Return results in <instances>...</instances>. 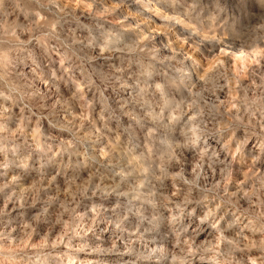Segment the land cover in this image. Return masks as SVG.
Listing matches in <instances>:
<instances>
[{"label": "rangeland", "instance_id": "obj_1", "mask_svg": "<svg viewBox=\"0 0 264 264\" xmlns=\"http://www.w3.org/2000/svg\"><path fill=\"white\" fill-rule=\"evenodd\" d=\"M0 162V264H264V0H0Z\"/></svg>", "mask_w": 264, "mask_h": 264}, {"label": "bare ground", "instance_id": "obj_2", "mask_svg": "<svg viewBox=\"0 0 264 264\" xmlns=\"http://www.w3.org/2000/svg\"><path fill=\"white\" fill-rule=\"evenodd\" d=\"M128 1V0H127ZM131 1V0H130ZM232 46V45H231ZM232 48V47H231ZM110 56V55H109ZM105 57V56H104ZM105 58H107V56L105 57ZM109 58V57H108ZM40 64H42V62L40 63ZM47 69V68H46ZM38 74V73H37ZM53 83V82H52ZM124 83V82H123ZM120 85V84H119ZM123 85V84H122ZM125 86H127V85H123V86H121L122 87V90H124V89H126L125 88ZM118 87H120V86H118ZM120 91H121V88H120ZM122 92V91H121ZM127 92V91H126ZM126 92L125 91H123L122 93H125L126 94ZM129 92V91H128ZM120 93V92H119ZM121 94V93H120ZM122 97V96H121ZM125 98V97H124ZM129 98V97H128ZM125 100H127V99H125ZM129 100V99H128ZM120 103V102H119ZM129 103V102H128ZM131 103H132V101H131ZM130 104V103H129ZM135 104V103H134ZM119 105V104H118ZM131 105V104H130ZM120 108V107H119ZM63 111H66V110H63ZM62 111V112H63ZM195 117V116H194ZM191 120H193V119H190V121ZM197 124V123H196ZM196 127V126H195ZM191 128V127H190ZM193 128V127H192ZM187 131V130H186ZM190 131V130H189ZM189 134V133H188ZM92 135V134H91ZM95 136V135H94ZM188 136V135H187ZM91 137V136H90ZM96 137V136H95ZM87 138V137H86ZM86 138L84 139V140H86ZM97 138V137H96ZM96 138H95V140H96ZM89 139V138H88ZM98 139V138H97ZM210 139V138H209ZM83 140V141H84ZM219 140V139H218ZM94 140H92L91 139V142H93ZM96 141H98V140H96ZM105 142V141H104ZM103 142V143H104ZM214 142V141H213ZM90 143V142H89ZM99 143V142H98ZM101 143V142H100ZM102 144V143H101ZM219 144H220V142H219ZM84 145H85V142H84ZM101 146V145H100ZM104 146V145H103ZM224 146V145H223ZM88 147V146H87ZM102 147V146H101ZM217 147V146H216ZM97 148V147H96ZM99 148V147H98ZM97 148V149H98ZM218 148V147H217ZM99 150V149H98ZM205 150V149H204ZM208 150V149H207ZM210 150V149H209ZM216 150V149H215ZM99 151H101V150H99ZM98 151V152H99ZM221 152H222V150H221ZM97 154V153H96ZM91 155V154H90ZM94 157V156H93ZM92 159V158H91ZM104 159V158H103ZM107 159V158H106ZM105 160V159H104ZM94 161V160H93ZM3 162V161H2ZM223 162V161H222ZM1 163V162H0ZM111 163V162H110ZM113 163V162H112ZM2 164V163H1ZM0 164V166L2 167V165ZM4 164V163H3ZM6 164V163H5ZM100 164V163H99ZM117 164V163H116ZM102 165H104V164H102ZM101 165V166H102ZM106 165V164H105ZM108 165V164H107ZM106 165V166H107ZM5 166V165H4ZM3 166V167H4ZM7 166V165H6ZM15 166V165H14ZM110 166V165H109ZM113 166V165H112ZM122 166V165H121ZM124 166V165H123ZM122 166V167H123ZM12 167V166H11ZM7 169H9L8 167H6ZM1 169V168H0ZM5 169V168H4ZM12 169V168H11ZM117 169H118V167H117ZM120 169V168H119ZM3 170V169H2ZM16 170V169H15ZM15 173V172H14ZM3 174V173H2ZM5 174V173H4ZM54 176V175H53ZM6 177V176H5ZM4 178V177H3ZM11 178V177H10ZM55 178H56V175H55ZM57 178H59V177H57ZM56 178V179H57ZM55 179V180H56ZM136 179V178H135ZM23 180V179H22ZM131 180V179H130ZM18 182V181H17ZM56 182V181H55ZM66 183V182H65ZM55 184V183H54ZM53 185V184H52ZM58 185V184H57ZM111 186V185H110ZM45 187V186H44ZM58 187V186H57ZM114 187V186H113ZM116 187H119V186H116ZM121 187V186H120ZM119 187V188H120ZM123 187V186H122ZM131 187V186H130ZM51 188V187H50ZM61 188V187H60ZM23 189V188H22ZM57 189V188H56ZM118 189V188H117ZM121 189V188H120ZM120 189H118L119 190V192H121V190ZM115 190V189H114ZM60 191H62V190H60ZM116 192V191H115ZM58 194V193H57ZM115 194V193H114ZM114 194L112 193V195L114 196ZM56 195V194H55ZM100 195V194H99ZM95 196V195H94ZM102 197V196H101ZM105 198V197H104ZM113 198V197H112ZM99 200V199H98ZM109 202V201H108ZM36 204V203H35ZM38 204V203H37ZM6 206V205H5ZM31 206V205H30ZM110 206V205H109ZM49 207V206H48ZM123 207V206H122ZM41 210L42 209H45L44 208V206H40L39 207ZM37 209V208H36ZM109 209L111 210V207H109ZM109 210V211H110ZM25 212V211H24ZM10 213V214H9ZM8 214L10 215V216H8L6 219H4L3 221H4V223L6 224V225H13V227H14V230H17V229H20V225H21V223L23 222V211H21V207L20 206H16L15 204L14 205H12L11 206V208H10V211L8 212ZM30 214V213H29ZM239 217V216H238ZM242 221V220H241ZM32 222V221H31ZM23 224H25V223H23ZM107 225V224H106ZM23 226V225H22ZM21 226V227H22ZM7 227V226H6ZM5 228V227H4ZM104 228V227H103ZM112 228V227H111ZM110 228V229H111ZM11 229V228H10ZM105 229V228H104ZM25 230V229H24ZM112 230V229H111ZM110 230V231H111ZM115 230V229H114ZM105 231V230H104ZM12 232V231H11ZM16 232V231H15ZM101 232V231H100ZM14 233V232H13ZM18 234V233H17ZM109 235V234H108ZM113 235V234H112ZM102 236V235H101ZM6 238V237H5ZM15 238V237H14ZM111 238V237H110ZM102 239V238H101ZM156 240L157 239H155V238H153V237H147V241L148 242H150V243H155L156 242ZM159 240V239H158ZM109 241V240H108ZM102 245V244H101ZM158 245V244H157ZM92 247H94V246H92ZM109 249V248H108ZM96 250V249H95ZM101 249H99V251H100ZM107 250V249H106ZM90 251V250H89ZM110 251V250H109ZM112 251V253H113V251L114 250H111ZM99 253V252H98ZM101 253V252H100ZM106 253V252H105ZM89 259V261L90 260H92V262H93V260L95 261V259H99V255L98 254H96L95 252H94V249H93V251L91 252H89V254H87V260ZM83 260H85V259H83ZM98 261V260H97ZM83 262H85V261H83ZM96 263V262H95ZM99 264V263H98Z\"/></svg>", "mask_w": 264, "mask_h": 264}]
</instances>
